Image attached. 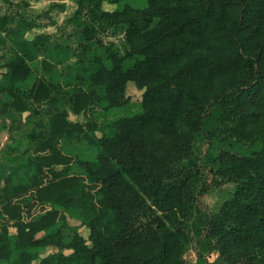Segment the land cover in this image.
<instances>
[{
	"label": "trees",
	"instance_id": "1",
	"mask_svg": "<svg viewBox=\"0 0 264 264\" xmlns=\"http://www.w3.org/2000/svg\"><path fill=\"white\" fill-rule=\"evenodd\" d=\"M75 1L68 62L51 33L27 36L56 4L0 15V264H185L206 239L264 264V0ZM129 82L139 110L109 117ZM208 174L234 183L216 209L200 205Z\"/></svg>",
	"mask_w": 264,
	"mask_h": 264
},
{
	"label": "rangeland",
	"instance_id": "2",
	"mask_svg": "<svg viewBox=\"0 0 264 264\" xmlns=\"http://www.w3.org/2000/svg\"><path fill=\"white\" fill-rule=\"evenodd\" d=\"M21 2V8L9 6L5 1L0 0V14L7 11L8 8H14V10H19L25 12L30 18H36L42 12L50 9L53 4L50 13L43 15L41 26H36L34 29L27 33V36L32 38L35 34L41 32H49L52 35L54 41H58L64 45V51L61 52L62 59L65 62H68L74 59V52L71 48H74L78 44V38L75 36L68 35L71 30V26L65 25V21L69 16H71L77 7V2L75 0H29V4H24V1L15 0ZM26 1V0H25ZM134 4H143L144 0H126ZM117 5L110 4L108 2L104 3L106 9L112 10L115 9ZM40 19V18H39ZM64 26V27H62ZM74 28V27H73ZM106 37V36H105ZM112 38V37H106ZM118 43H122L123 36L116 35L113 37ZM63 65H60L62 68ZM143 90L138 89L133 82H129L127 86V95L130 97V103L125 107L115 108L110 112L109 117H116L122 114H132L139 110L137 103L142 99ZM68 119L74 123H79L80 125L87 128L88 122L94 121L96 118L100 119V116L97 117L91 112L89 107L82 108L79 111H76L74 108L68 107ZM103 120V119H100ZM97 134H101L98 132ZM61 139V146L64 150H73L78 151L80 148V142L77 141V138H73V141L66 143ZM3 157L0 155V162H3ZM184 162H176V166H181ZM209 176V177H207ZM201 176L199 179V185L197 189L201 188V184L209 186V189L200 196V205L208 209H216L232 192L234 189V183L226 179H211V175ZM194 210V208H190ZM68 222L71 225H79L80 220L74 217H68ZM11 233H15L16 229L12 225L13 221L9 222ZM90 229L85 225H80L79 233L85 237L89 235ZM41 235V233L39 234ZM64 235L67 241L72 239L71 232L64 231ZM215 239H206V243L203 245L194 242H191L188 245V248L185 253V264H244L242 259H244L242 253L245 249V243H238L232 246L229 250L223 251L218 246H216ZM57 248L50 246L45 251L42 252V255H46L49 252L56 251ZM67 250L66 252H69ZM203 253L204 256L200 254ZM38 261L33 262L37 264Z\"/></svg>",
	"mask_w": 264,
	"mask_h": 264
},
{
	"label": "crops",
	"instance_id": "3",
	"mask_svg": "<svg viewBox=\"0 0 264 264\" xmlns=\"http://www.w3.org/2000/svg\"><path fill=\"white\" fill-rule=\"evenodd\" d=\"M1 12V11H0ZM4 13V12H3ZM1 13V14H3ZM0 14V15H1ZM4 38V34L0 32V46L2 45V39ZM9 134L6 131H1L0 132V150L2 147H4V145L6 144L7 140H8Z\"/></svg>",
	"mask_w": 264,
	"mask_h": 264
}]
</instances>
